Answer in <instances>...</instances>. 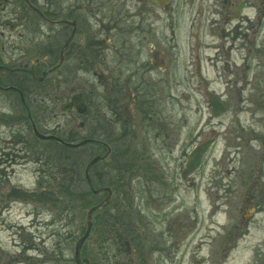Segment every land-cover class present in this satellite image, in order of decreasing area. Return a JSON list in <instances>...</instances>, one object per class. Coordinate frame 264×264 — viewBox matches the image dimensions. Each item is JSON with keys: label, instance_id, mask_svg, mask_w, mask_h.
I'll return each mask as SVG.
<instances>
[{"label": "flooded vegetation", "instance_id": "1", "mask_svg": "<svg viewBox=\"0 0 264 264\" xmlns=\"http://www.w3.org/2000/svg\"><path fill=\"white\" fill-rule=\"evenodd\" d=\"M24 3L32 4L30 0ZM261 3L264 8V0ZM17 5L13 0H0L1 9L12 10L10 15L0 11V16H9L5 18L9 27L5 42L2 40L5 32L0 30V195L34 192L33 188H25L22 180L23 176L34 175L36 130L46 134L39 127V120H35V83H44L47 76L59 71L62 83L73 80L77 90L69 100L65 97L67 93H63L66 102L60 108L71 103L74 96L81 98L78 107L69 111L78 120L79 142L87 141L78 148L89 146L92 159L102 158L92 166L93 173L90 170L92 194L96 199L92 206L96 207L92 216L96 243L100 239L109 245L119 242L114 232L120 224L111 208L122 200L119 195L132 194V189L126 187L136 180L155 183L156 219L168 227L164 233L171 237L170 216L180 187L177 181L180 178L195 184V177L204 169L205 160L214 149L217 135L213 131L210 138V132L200 130L180 140L183 135L178 134L179 126L168 122L178 112L179 85H192L196 76L209 84L202 72L205 61L214 62V66L219 64L222 69L249 66L247 57L242 65L232 53L238 49L237 41H241L244 25L252 21L245 10L254 6L253 0H45L42 15L36 13L44 22L42 57L37 58L35 31L15 28L19 17L18 7L14 9ZM210 19L215 22L209 32L220 31L223 40L216 48L215 57H203L200 33L204 21ZM188 24V45L182 47L180 27ZM231 37L235 42L227 47ZM195 39L197 43H192ZM193 66L195 73L188 70ZM182 95L183 99H189L190 95ZM72 110H75L73 115ZM210 139L214 143L200 166L187 174L191 153ZM38 140L66 146L56 140L40 137ZM179 144L180 154L174 156ZM263 157L264 153L260 158ZM263 161L264 158L248 180L243 172V160L239 164L236 159L235 194L241 215L232 226L226 224L227 229H234L231 233L226 229L223 236L229 246L246 234L259 214L264 215ZM112 168L114 172H110ZM104 178L115 182L104 183ZM223 179L217 187L227 197V191L232 188ZM129 216L132 217L131 212ZM121 234L129 245L126 229ZM127 250L130 254L131 249ZM94 264H99L98 258Z\"/></svg>", "mask_w": 264, "mask_h": 264}, {"label": "rangeland", "instance_id": "2", "mask_svg": "<svg viewBox=\"0 0 264 264\" xmlns=\"http://www.w3.org/2000/svg\"><path fill=\"white\" fill-rule=\"evenodd\" d=\"M13 1L19 3L14 7H18L19 15L15 28L35 31L34 55L42 57L44 22L38 14L42 13L45 0H30L33 5H25L24 0ZM253 2L255 7L245 10L252 21L244 25L241 41H237L238 49L232 53L239 64L247 57L249 66L222 69L219 64L214 66V62L204 60L202 72L209 84L202 83L196 76L192 85H179L178 112L168 122L179 126L176 127L178 134L183 135L180 140L200 130L210 132V138L213 131L217 135L214 149L205 160L204 169L195 177L194 186L180 178L177 181L180 187L170 216L172 238L164 233L168 227L156 219L155 183L136 180L126 187L132 189V194L125 197L122 193L119 195L122 200L111 208L115 221L120 224L114 232L119 242L109 245L100 239L97 244L91 230L81 249L84 264H94L96 258L99 264H264V222H261L264 215L259 214L248 231L245 228L249 233L238 237L230 246L223 237L226 224L232 226L241 215L235 194L238 187V182L235 184L236 159L238 163L243 160V172L251 180L259 161L264 158H260L264 153V8L262 0ZM3 9L0 8L1 13L10 15L12 12L10 8ZM22 13L31 16L28 18ZM4 15L0 16V30L5 32L3 42L9 31L5 19L9 16ZM214 22L205 20L200 33L203 57H215L216 48L223 40L220 31L209 32ZM180 28L179 43L185 47L190 37L189 24ZM231 40L227 41V47L235 42L232 37ZM192 43H197V39ZM188 70L196 72L195 66ZM182 72L180 69V76ZM61 76L57 71L47 76L44 83H35V120H39L44 135L56 134L67 143H79L78 120L60 108L77 92L76 85L73 80L63 84ZM206 88L229 102L230 109L223 117L216 119L211 115ZM63 93H67L66 100ZM182 93L190 95L189 99H183ZM71 113L75 114V110ZM38 138L36 134L34 175L23 176L22 180L24 187L33 188L34 192L0 195V264H76L75 246L86 231L87 212L96 202L86 179L91 148L59 146ZM180 150L179 144L174 156H178ZM224 162L229 164L226 166ZM221 177L224 184L232 188L227 191V197L217 187ZM111 179L104 178V183L115 182ZM124 229L131 241L129 245L122 239ZM233 230L228 227L227 232Z\"/></svg>", "mask_w": 264, "mask_h": 264}, {"label": "water", "instance_id": "3", "mask_svg": "<svg viewBox=\"0 0 264 264\" xmlns=\"http://www.w3.org/2000/svg\"><path fill=\"white\" fill-rule=\"evenodd\" d=\"M201 75V74H200ZM206 92V97H207V101L209 106L211 107V115L214 118H220L222 116H224L230 109V105L228 103V101H226L225 99H223L222 97H220L219 95L210 92L207 88L205 90ZM79 100H81V98L79 99L78 96H74L73 100L71 103H67L64 104L61 109L64 111H70L72 109V107H78L79 105ZM83 100V98H82ZM36 134L42 138V139H46V140H56L61 142L62 144L71 147V148H75V147H79L81 145H84L85 143H87V141H82L80 143H71V142H65L64 140L60 139L59 137L55 136V135H44V134H40L37 130H36ZM213 140H208L204 143H202L201 145H199L190 155L189 158V164L187 167V174H191L193 172H195L198 167L200 166V163L202 161V158L204 156V154L206 153V151L208 150V148L212 145ZM101 157H95L93 158L86 166V179L89 183V186L93 189V185L91 182V178H90V174L89 171L91 169V167L97 163L99 160H101ZM106 191L110 192L109 188H105ZM96 210V207H91L88 212H87V221H86V231L84 233V235L78 240V242L76 243L75 246V253H74V259L76 261V264H83L82 260H81V249L83 246V243L86 241V239L89 237L91 230H92V216L94 211Z\"/></svg>", "mask_w": 264, "mask_h": 264}]
</instances>
